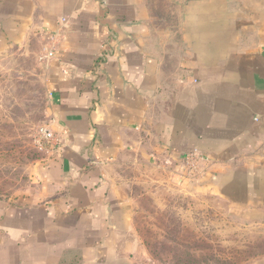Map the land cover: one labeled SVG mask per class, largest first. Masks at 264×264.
Masks as SVG:
<instances>
[{"label":"crops","instance_id":"0c3cea01","mask_svg":"<svg viewBox=\"0 0 264 264\" xmlns=\"http://www.w3.org/2000/svg\"><path fill=\"white\" fill-rule=\"evenodd\" d=\"M28 58L60 146L0 197V264H140L124 156L264 224V0H0V69Z\"/></svg>","mask_w":264,"mask_h":264},{"label":"rangeland","instance_id":"374dc122","mask_svg":"<svg viewBox=\"0 0 264 264\" xmlns=\"http://www.w3.org/2000/svg\"><path fill=\"white\" fill-rule=\"evenodd\" d=\"M5 61L0 69V197L34 180L41 152L37 129L49 121L46 76L36 59ZM119 176L133 206L144 251L140 264H250L264 256V224L241 221L228 204L189 191L168 167L121 159Z\"/></svg>","mask_w":264,"mask_h":264},{"label":"built area","instance_id":"2783aa9c","mask_svg":"<svg viewBox=\"0 0 264 264\" xmlns=\"http://www.w3.org/2000/svg\"><path fill=\"white\" fill-rule=\"evenodd\" d=\"M104 3L107 0H102ZM54 53L50 52L48 57H53ZM35 144L39 151H53L56 147L60 146L59 136L47 127H40L37 129L35 134ZM204 156L198 154L197 152H190L185 157V168L190 172H195L199 169V166L205 162Z\"/></svg>","mask_w":264,"mask_h":264},{"label":"trees","instance_id":"16d2710c","mask_svg":"<svg viewBox=\"0 0 264 264\" xmlns=\"http://www.w3.org/2000/svg\"><path fill=\"white\" fill-rule=\"evenodd\" d=\"M70 264V263H69ZM71 264H73V263H71Z\"/></svg>","mask_w":264,"mask_h":264}]
</instances>
